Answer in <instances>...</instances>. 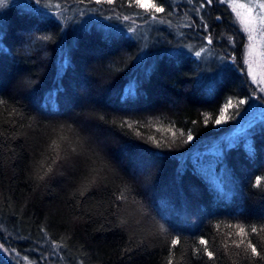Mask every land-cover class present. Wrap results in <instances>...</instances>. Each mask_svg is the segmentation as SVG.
<instances>
[{
    "label": "trees",
    "instance_id": "1",
    "mask_svg": "<svg viewBox=\"0 0 264 264\" xmlns=\"http://www.w3.org/2000/svg\"><path fill=\"white\" fill-rule=\"evenodd\" d=\"M164 2L167 23L137 15L128 0L0 7V244L10 250L0 264H166L176 235L174 264H249L245 246L231 243L241 239L228 227L236 224L264 251V232L250 231L264 226V122L230 146L220 139L248 103L214 123L227 99L254 96L241 73L242 36L224 4L197 14L200 0ZM201 19L213 44L197 60L194 51L209 47ZM52 140L74 163L58 161L41 181L56 158ZM97 172L81 197L84 177ZM124 186L126 202L116 199ZM51 241L67 246L54 252Z\"/></svg>",
    "mask_w": 264,
    "mask_h": 264
},
{
    "label": "snow or ice",
    "instance_id": "2",
    "mask_svg": "<svg viewBox=\"0 0 264 264\" xmlns=\"http://www.w3.org/2000/svg\"><path fill=\"white\" fill-rule=\"evenodd\" d=\"M8 0H0V7H4L7 4ZM81 4H91L94 3L98 7L107 5V6H115L118 3V0H78ZM194 0H188V3H193ZM214 2L220 3V4H226L229 9L234 13V23H238L240 25V30L243 31L247 35L248 45H247V54L243 58V63L247 66V76L250 78L251 84L256 85L257 87L253 89V91H257L261 93V99H264V73H257L253 67V55L256 48V43L258 40L264 41V0H248L247 3L240 2V0H200L199 7L195 9L197 14L201 12L206 6H212ZM36 3L39 4L40 0H36ZM128 7L130 8H136L142 10V12H138L137 15H140L141 17H147V20L150 21H158L160 23H167L166 20L162 18L160 14L164 15H170L171 9L167 8L165 5L164 0H128ZM56 8H59L60 5L56 4ZM123 19L125 21L129 20L128 16H124ZM217 20L221 19L219 16L216 17ZM203 31L206 33L202 37L204 41H206L207 45L209 47L201 46L199 50L194 51V55L199 60L202 57V54H204L206 51H209L210 46L213 44V37L209 31V25L201 19L200 21ZM169 26H171L169 24ZM180 27H193L192 23L182 24ZM130 31H134V29H130ZM229 43L234 44V41L232 40V37H229ZM189 51L193 50V46L191 44L187 45ZM222 60L226 59L225 57H221ZM234 60V58H232ZM244 70H241V73L243 74ZM248 101L246 99H238L237 104H233L232 99H227L224 106L220 109L219 115L215 118V125L219 126L223 123L227 122V119H230L231 117L226 118V114L228 112L229 108L237 107L240 105L247 104ZM5 101L3 99H0V105H4ZM239 109L237 112H235L233 115H239ZM10 115L15 116L16 113L13 111ZM205 123L209 120V116L205 115L204 117ZM127 123V122H126ZM130 128L132 127L131 124L128 125ZM184 133H181L183 135ZM3 134L0 133V136ZM139 135V133H138ZM61 140L67 139L64 136L60 137ZM149 139H152L149 137ZM194 139L191 131L187 133V140L185 143L191 142ZM156 143L155 141H153ZM157 147H160V143H156ZM59 144L56 140H52L51 144L49 145V148L56 152V158L52 160V163L49 164L43 173V175H39V180L43 181L50 173L53 172V165H56L58 161H64V166L66 168H71L74 161L70 159L67 156H61L59 152ZM72 153L75 155H79L76 148L72 149ZM41 167H44V163H41ZM95 171V169L93 170ZM99 178V173L97 172L95 176L92 177V179L89 181L88 177L85 176L84 180L86 181V187L84 191L80 192V196H85L86 191H91L92 186L97 185ZM261 183V178L257 177L256 179V186H259ZM129 189L127 186H124L120 193L116 196V199L122 202H126L128 200V193ZM125 221H121V223H124ZM230 228H235L237 231L235 232V235L237 237H241L239 241L232 240V245L235 246L237 249H241L242 246H245L243 249L244 258L249 260V264H255L256 260L264 261V251L258 250V247L256 244H254L250 239H248L249 232L246 230V228L242 224H236V225H228ZM42 232H45V238H47V232L42 228ZM159 231L163 234L166 232V229L163 225L160 226ZM251 233H258V232H264V226L260 227L259 229L256 226L251 227ZM229 236H231V233H229ZM180 236L176 235L173 236L170 240V247L168 250V256L166 264H174V257L175 252L173 251L176 249V247L180 244ZM198 244L203 246V253L208 257L209 260L214 259V253L213 251L209 250L208 247V241L204 238L198 239ZM67 245L64 242H57V241H51V247L54 252L58 249H63ZM225 250L227 251L229 245L226 242ZM126 252H131V248L125 249ZM199 249L193 248V252L198 254ZM0 252L9 253L10 250L5 247L4 244H0ZM59 255V253H56ZM236 255H240V253H236ZM81 264H83V261H81Z\"/></svg>",
    "mask_w": 264,
    "mask_h": 264
},
{
    "label": "rangeland",
    "instance_id": "3",
    "mask_svg": "<svg viewBox=\"0 0 264 264\" xmlns=\"http://www.w3.org/2000/svg\"><path fill=\"white\" fill-rule=\"evenodd\" d=\"M178 1H180V0H172L173 3H176ZM240 2L247 3L248 0H240ZM224 5L227 7V10L230 13L231 20L233 22L234 21V13L231 11V9L228 8V6L226 4H224ZM131 23H132V25H135L133 22H131ZM149 23L152 24L153 22H148L145 27H141V26L136 27L137 26L136 25L135 27L131 26V28L132 29H135V28L141 29L142 28L145 30L146 28L151 26V25H149ZM234 25L237 28V31L240 32V34L242 36V42H243L242 51H241V53H242V64H243L244 72L247 75V66L243 63V58L247 54V45H248L247 35L243 31L240 30V25L238 23H234ZM140 34H141V32H140ZM252 59L254 61L253 67H254L255 71L258 74L264 73V41L258 40V42L256 43V48H255L254 55H253ZM247 78H248L249 84L252 85L250 78L248 76H247ZM256 87H257L256 85H252L253 89ZM253 92H254V96L251 97L248 104L243 107L242 112H240L239 115H236L237 119H236L235 124L231 127L232 129L230 130V133L221 137L222 139H220V140L225 144V146H227V145L230 146L231 144L235 143L241 137L246 136L248 130H252V129H254V126L262 124V122H264V99H261V93H259L257 91H253ZM219 142L220 141H218V143ZM132 162L134 163V160ZM147 168H149V167H146V169ZM139 169H140L139 175H141L143 177V179H147L149 177V175L147 173H146L147 175L144 174V172L142 173L141 167Z\"/></svg>",
    "mask_w": 264,
    "mask_h": 264
}]
</instances>
